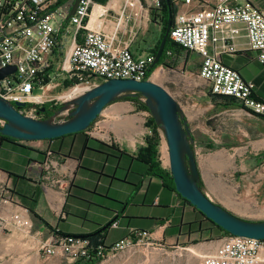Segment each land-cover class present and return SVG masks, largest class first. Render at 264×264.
I'll list each match as a JSON object with an SVG mask.
<instances>
[{"label": "crops", "instance_id": "crops-1", "mask_svg": "<svg viewBox=\"0 0 264 264\" xmlns=\"http://www.w3.org/2000/svg\"><path fill=\"white\" fill-rule=\"evenodd\" d=\"M63 7L70 8L69 2ZM166 16L151 0H93L85 28L102 33L112 49H127L134 57L153 56L154 62ZM63 30L61 47L49 57L53 68L43 75L55 91L66 89L68 83L57 73L69 48L63 46ZM81 41L79 34L77 42ZM169 42V49L151 65L149 77L158 69L162 76L163 67L180 52L198 60V71L199 57ZM244 45L237 47L235 40L238 52L223 54L220 60L253 82L255 99L264 102V67L245 38ZM251 66L256 69L252 71ZM212 97L223 102L229 99ZM213 107L218 114L225 113L215 122L221 124V137L228 142L214 152L198 155L196 150L200 187L211 202L235 217L264 221V190L260 192L264 184V119L239 105ZM197 116L193 114L192 119ZM145 119L134 103L116 101L93 122L92 131L57 141L1 140L0 171L7 176L9 199L0 201V264H67L59 253L45 257L42 245L51 246L56 237L76 236L108 248L134 239L133 230L147 231L154 240L173 244H201L196 240L206 235L209 241L203 248L214 253L225 235L182 199L167 177L151 174ZM237 172L244 179L236 180Z\"/></svg>", "mask_w": 264, "mask_h": 264}, {"label": "built area", "instance_id": "built-area-1", "mask_svg": "<svg viewBox=\"0 0 264 264\" xmlns=\"http://www.w3.org/2000/svg\"><path fill=\"white\" fill-rule=\"evenodd\" d=\"M92 1L80 0L68 17L70 8L57 6L58 0H0V70L15 67L14 73L0 80V98L12 104L39 106L33 91L38 86L41 90L49 86L42 85L43 75L53 68L49 57L61 47L62 28L66 29L70 44L58 63L57 73L72 86L84 88L76 96L108 80L149 79L146 77L153 56L134 57L127 49H112L102 33L86 31ZM162 1L151 0V5L161 9ZM172 1L176 12L168 39L199 57L198 79L209 87L212 96L232 98L249 114L264 119V102L255 99L254 83L244 80L220 60L223 54L238 52L235 40L243 31L248 49L256 53L257 61L264 67L263 0ZM63 23H67L66 27ZM79 34L81 42H77ZM30 108L19 111L27 116L34 113L33 118L41 116ZM0 123L1 127L4 122ZM146 130L147 137L153 135L148 124ZM8 192L7 176L0 171V201H8ZM132 233L135 244L149 235L139 230ZM53 242L51 246L42 245L40 251L45 257L59 253L67 264L103 260L134 243L127 238L105 248L102 244L92 245L89 238L76 236L56 237ZM200 264H264V240L227 235L214 253L201 257Z\"/></svg>", "mask_w": 264, "mask_h": 264}, {"label": "water", "instance_id": "water-1", "mask_svg": "<svg viewBox=\"0 0 264 264\" xmlns=\"http://www.w3.org/2000/svg\"><path fill=\"white\" fill-rule=\"evenodd\" d=\"M80 0H72L68 13L70 17ZM167 7V21L164 36L159 44L153 65L163 54L168 33L172 25L170 0H164ZM15 67L0 70V80L14 73ZM126 97H140L151 115L155 126L160 130L166 143L170 177L175 192L206 219L231 236L264 240V221H247L235 217L220 206L211 202L200 187L193 149V137L185 115L177 101L161 86L150 80L136 81L108 80L65 102L49 118L35 119L22 114L25 103H9L0 98V136L21 142L50 141L66 135L86 132L92 123L110 104ZM39 113L45 112L43 107ZM67 112L68 117L61 121L56 118ZM109 227H102L101 231Z\"/></svg>", "mask_w": 264, "mask_h": 264}, {"label": "rangeland", "instance_id": "rangeland-1", "mask_svg": "<svg viewBox=\"0 0 264 264\" xmlns=\"http://www.w3.org/2000/svg\"><path fill=\"white\" fill-rule=\"evenodd\" d=\"M70 2L72 3V0ZM170 2L173 1L170 0ZM260 3L264 6V0L260 1ZM62 40L64 48L69 46L70 37H68L65 30L62 31ZM236 43L237 47H243V31H241L237 36ZM197 66L198 60L195 57H193L192 55H188L185 52H180L178 54H175V56L172 57L169 62H167V66L163 67L162 76L159 79H152L154 75L152 77H149L150 81L152 80L153 82H155V84H158L159 86L164 88L177 101L184 115L187 117V121L190 125L191 134L194 140L193 149L195 152V157L196 150L198 151V155H202L207 152L217 151L228 142L223 137H221V124H219V122H215L218 118L224 116L225 113L218 114L219 111L214 109L213 107L214 105H217L219 103L226 102L212 97L208 89L209 87L205 83H202V81L198 80V71H196ZM255 69V66H251L252 71H254ZM73 87L74 85L71 87H67L66 89H60L58 91L52 89L48 91L46 97L43 98L41 97L44 94V90L35 88L33 91V95L36 96V99L38 98L37 103L40 104H38L39 106H34L32 103L29 107H31L30 109L34 108L35 112H37V109H39L40 107H43L45 109V112H42V115L37 116V118L35 119H41L43 117L49 118L54 112L60 109L67 101L60 100L58 96L66 91L71 90V88ZM119 101L129 100L121 99ZM138 101L139 102L137 104H135V102L132 103L135 104L137 111L143 114L146 118L144 125H150L153 121L151 115L147 111L146 107L145 109H143L139 105V103L144 104L143 98H139ZM206 105H209L210 107L207 108ZM232 105L238 106V103L235 101V103ZM30 109L28 110L30 111ZM31 114L34 115V113ZM31 114L28 116L31 117ZM193 114H197V118L195 117L192 119ZM67 117L68 113L63 112L56 118V121H60V119ZM91 129H93V123L86 132H88L89 130L92 131ZM155 131L158 133V136L160 138V144L157 150L158 158H160V165L162 169H164L165 171H169L167 163L168 159H166L164 154L162 153V148L166 144L165 140L162 133L157 127L155 128ZM206 145L208 146L205 147ZM262 154L264 158V152H262ZM241 175V172H237V175L235 177L236 180L239 178V181L241 179H244L241 178ZM235 182L237 183V181ZM260 189V192L264 190V184ZM240 191L241 189L239 186V189L237 188V193ZM262 196L264 197V193L262 194ZM131 241L134 243L129 248L112 256H108L103 260H100L96 264H200L201 257H203L204 255L212 254L210 253V251L203 248L208 244L207 242L209 241L206 235L199 236L196 240L201 244H196V242L191 243L187 241H181L175 244L166 243L160 240H154L150 234L145 237L140 243L135 244L136 238L132 239Z\"/></svg>", "mask_w": 264, "mask_h": 264}, {"label": "trees", "instance_id": "trees-1", "mask_svg": "<svg viewBox=\"0 0 264 264\" xmlns=\"http://www.w3.org/2000/svg\"><path fill=\"white\" fill-rule=\"evenodd\" d=\"M71 0H58V2H57V6H62V5H64V4H66L67 2H70ZM170 4H171V10H172V18L174 17V14H175V8L173 7V4H172V2H170ZM162 8H163V11H164V13H165V15L167 14V7H166V5H165V2H164V0L162 1ZM167 17V16H166ZM169 40L167 39V41H166V45H165V51L166 50H168L169 49ZM177 46V45H176ZM151 71H152V67L150 66L149 67V72H148V75H147V77L146 78H148L149 77V75H150V73H151ZM47 83V81H44L43 83H42V85H44V84H46ZM72 86V83L71 82H68L66 85H65V87L67 88V87H71ZM139 98L140 97H136V98H129V97H126V98H124V100H129V101H131V102H135V104H137L139 101ZM227 98V97H226ZM226 103H230V104H234L235 103V100L234 99H232V98H229V99H226ZM139 105L141 106V108H143V109H145V106H144V104H141V103H139ZM30 105H27L26 107L28 108ZM39 109H37V113H39V111H38ZM39 115H42V113H39ZM47 115V114H46ZM47 117H43V118H41V119H46ZM149 126H151L152 127V129L154 130V134L152 135V136H150V137H147L146 138V155H147V163L149 164L148 166H149V169H150V171H151V174H155V175H158V176H160V177H167L169 180H170V182H171V187H172V189H174V184H173V182H172V179H171V177H170V173H169V171H165L164 169H162V167H161V165H160V162H159V160H158V146H159V140H160V138H159V136H158V133L155 131V128H156V126H155V124H154V122L152 121L151 122V124L149 125ZM82 133H84V132H81V133H77V134H82ZM76 134V135H77ZM73 135H75V134H71V135H66V136H64V137H61V138H57V139H54V140H50V141H57V140H60V139H63V138H67V137H71V136H73ZM1 140H7V141H12V142H14L15 140H12V139H10V138H6V137H2V136H0V141ZM199 212V211H198ZM199 214L202 216V217H204V220L211 226V227H213L214 229H216V230H218L219 232H222L225 236H227V235H229L228 233H226V232H224L222 229H220L218 226H216L214 223H212L211 221H209L208 219H206L205 218V216L204 215H202L200 212H199ZM143 232H146V233H148L147 231H143ZM149 234V233H148ZM100 260H89V261H86V262H81L80 264H96V263H98Z\"/></svg>", "mask_w": 264, "mask_h": 264}, {"label": "bare ground", "instance_id": "bare-ground-1", "mask_svg": "<svg viewBox=\"0 0 264 264\" xmlns=\"http://www.w3.org/2000/svg\"><path fill=\"white\" fill-rule=\"evenodd\" d=\"M100 9V8H99ZM96 16V15H95ZM161 77V72H160V69L156 70V72L154 73V76L152 79H159ZM52 90L51 87H47L44 89V94L41 98L43 97H46L47 95V92ZM84 88L81 87V86H78V87H73L71 88V90L69 91H66L64 93H62L61 95H59V99L60 100H64V101H69L71 100L72 98H74L76 96V94L80 93L81 91H83ZM40 98V97H39ZM38 99V98H37ZM36 99V100H37ZM162 153L164 154L165 158L167 159V148H166V144L163 146L162 148ZM167 162V160H166ZM168 163V162H167ZM192 251H195V250H192Z\"/></svg>", "mask_w": 264, "mask_h": 264}]
</instances>
